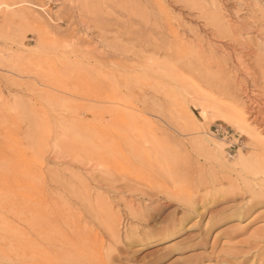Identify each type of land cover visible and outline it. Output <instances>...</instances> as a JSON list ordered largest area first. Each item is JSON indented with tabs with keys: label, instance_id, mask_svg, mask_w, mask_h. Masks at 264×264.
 <instances>
[{
	"label": "rangeland",
	"instance_id": "obj_1",
	"mask_svg": "<svg viewBox=\"0 0 264 264\" xmlns=\"http://www.w3.org/2000/svg\"><path fill=\"white\" fill-rule=\"evenodd\" d=\"M263 158L264 0H0V264H264Z\"/></svg>",
	"mask_w": 264,
	"mask_h": 264
},
{
	"label": "bare ground",
	"instance_id": "obj_2",
	"mask_svg": "<svg viewBox=\"0 0 264 264\" xmlns=\"http://www.w3.org/2000/svg\"><path fill=\"white\" fill-rule=\"evenodd\" d=\"M196 6V5H195ZM212 6V5H211ZM184 7V6H183ZM198 7V6H197ZM201 7V6H200ZM199 7V8H200ZM195 8V7H194ZM222 8V7H221ZM138 9V8H137ZM189 10V9H188ZM221 10V9H220ZM196 11V10H195ZM192 12V11H191ZM222 13V12H221ZM132 15V14H131ZM151 15V14H150ZM201 15V14H200ZM255 15V14H254ZM139 16V15H138ZM137 16V17H138ZM179 16V15H178ZM205 16V15H204ZM214 17V16H213ZM219 17V16H218ZM223 17H224V15H223ZM215 18V17H214ZM214 18H212V19H214ZM140 19V18H139ZM211 19V20H212ZM231 19H233L232 17H231ZM148 20V19H147ZM180 20H181V18H180ZM206 20V19H205ZM236 20V19H235ZM243 20V19H242ZM216 21V20H215ZM220 20H218V22H219ZM222 21V20H221ZM226 21H227V19H226ZM246 23V22H245ZM130 24V23H129ZM140 24V23H139ZM145 24V23H144ZM155 24V23H154ZM215 24V23H214ZM251 24V23H250ZM254 24V23H253ZM253 24H251L252 25V27H253ZM222 25V24H221ZM229 25H231V24H229ZM233 25V24H232ZM238 26V25H237ZM242 25H240V27H241ZM186 27V26H185ZM244 27H246V25H244ZM260 27V26H259ZM231 28H233V27H231ZM231 28H230V30H231ZM242 28V27H241ZM250 28V27H249ZM258 28V27H257ZM253 29V28H252ZM235 30V29H234ZM240 30V29H239ZM238 30V31H239ZM237 31V32H238ZM241 31V30H240ZM243 31H244V29H243ZM255 31H256V27H255ZM212 32V31H211ZM253 32V31H252ZM257 32V31H256ZM247 33V32H246ZM245 33V34H246ZM259 33V32H258ZM237 35V34H236ZM240 35V34H239ZM250 35V34H249ZM237 39V38H236ZM235 40V39H234ZM199 42V41H198ZM236 42V41H235ZM153 46V45H152ZM250 46V45H249ZM229 51V50H228ZM233 53V52H232ZM251 53V52H250ZM249 53V54H250ZM212 54V53H211ZM230 54V53H229ZM234 55V54H233ZM224 57H225V55H223ZM235 57V56H234ZM238 57H240V56H238ZM213 58V57H212ZM233 58V57H232ZM243 58V57H242ZM210 60H211V58H210ZM237 60V59H236ZM235 60V61H236ZM233 61V60H232ZM211 62V61H210ZM212 64H213V62H211ZM211 67V66H210ZM244 89V88H243ZM246 91V90H245ZM248 92V91H247ZM244 94H245V92H244ZM244 97H246V96H244ZM253 113V112H252ZM251 114V113H250ZM251 116V118H253V116L252 115H250ZM248 118V117H247ZM250 120V119H249ZM254 120H255V117H254ZM256 121V120H255ZM255 121H253V122H255ZM32 133V132H31ZM55 145V144H54ZM84 146V145H83ZM87 146V145H86ZM57 147V146H56ZM91 147V146H90ZM53 148V147H52ZM83 149V148H82ZM89 149V148H88ZM58 150V149H57ZM68 150V149H67ZM59 151V150H58ZM51 152V151H50ZM57 153V152H56ZM22 154V153H21ZM58 155H59V153H58ZM57 157V156H56ZM43 158V157H42ZM60 158V157H59ZM264 159V158H263ZM91 162V161H90ZM89 162V163H90ZM263 163H264V161H263ZM102 164V163H101ZM264 165V164H263ZM263 168L264 167H262V166H260V169L261 170H263ZM3 171V170H2ZM263 174H264V172H263ZM94 175V174H93ZM92 175V176H93ZM264 189V188H263ZM251 192V196H255L256 195V193L254 192V191H250ZM260 195H262L261 193H259ZM264 194V193H263ZM264 197V196H263ZM192 202H194V201H192ZM129 204H130V202H129ZM135 204V203H134ZM189 205V204H188ZM192 205V204H191ZM194 205H195V203H194ZM55 206V205H54ZM130 206V205H129ZM114 207V206H113ZM190 207V206H189ZM57 208V207H56ZM115 208V207H114ZM132 208L134 209L133 210V216H134V218L135 219H138V220H140V221H148V219H149V217H152V214L151 215H149L148 213H147V211L146 210H141V209H139V208H134V206H132ZM142 208V207H141ZM59 209V208H58ZM194 209V208H193ZM253 208L251 207L250 208V210H252ZM114 210V209H113ZM247 211V210H246ZM55 214V213H54ZM52 215V214H51ZM133 218V219H134ZM122 220V219H121ZM111 223H110V226H111V231H112V234L113 235H117V220H116V218L114 219H112L111 221H110ZM37 223V222H36ZM66 225V224H65ZM121 226V225H120ZM34 227H36V226H34ZM106 230V229H105ZM34 231V230H33ZM126 233V232H125ZM39 234V233H38ZM46 234V233H45ZM127 234V233H126ZM40 235V234H39ZM45 236V235H44ZM127 236V235H126ZM166 236V235H165ZM172 236V235H171ZM128 237V236H127ZM166 238V237H165ZM35 239H36V236H35ZM49 240V239H48ZM122 242V241H121ZM109 245V244H108ZM103 246V245H102ZM115 246V245H114ZM40 248V247H39ZM116 248V247H115ZM106 249V248H105ZM102 251H104V250H102ZM111 251V250H110ZM110 251H108V253L106 254V255H104L103 253L101 254L100 252H99V254L96 256V258L94 259L95 260V262L94 263H97V264H105V262H106V259H107V257H109L108 259H110L111 257H112V254H113V252H112V254L110 253ZM91 252V251H90ZM89 252V253H90ZM75 254V253H74ZM92 255V254H91ZM67 256V255H66ZM93 256V255H92ZM72 257V256H71ZM71 257H68V258H71ZM89 257V256H88ZM66 258V257H65ZM62 260V259H61ZM76 260V259H75ZM82 260V259H81ZM74 261V260H73ZM108 261V260H107ZM64 262H65V259H64ZM109 262V261H108ZM107 263V262H106ZM86 264V263H85ZM92 264V263H91Z\"/></svg>",
	"mask_w": 264,
	"mask_h": 264
}]
</instances>
